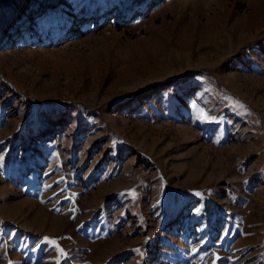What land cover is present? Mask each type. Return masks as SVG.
I'll list each match as a JSON object with an SVG mask.
<instances>
[{
	"label": "rangeland",
	"instance_id": "1",
	"mask_svg": "<svg viewBox=\"0 0 264 264\" xmlns=\"http://www.w3.org/2000/svg\"><path fill=\"white\" fill-rule=\"evenodd\" d=\"M0 264H264V0L0 22Z\"/></svg>",
	"mask_w": 264,
	"mask_h": 264
},
{
	"label": "trees",
	"instance_id": "2",
	"mask_svg": "<svg viewBox=\"0 0 264 264\" xmlns=\"http://www.w3.org/2000/svg\"><path fill=\"white\" fill-rule=\"evenodd\" d=\"M24 0H0V22L6 23L22 7Z\"/></svg>",
	"mask_w": 264,
	"mask_h": 264
}]
</instances>
